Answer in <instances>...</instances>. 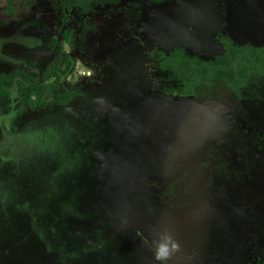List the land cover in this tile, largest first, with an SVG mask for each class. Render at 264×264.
Returning <instances> with one entry per match:
<instances>
[{
    "label": "rangeland",
    "instance_id": "1",
    "mask_svg": "<svg viewBox=\"0 0 264 264\" xmlns=\"http://www.w3.org/2000/svg\"><path fill=\"white\" fill-rule=\"evenodd\" d=\"M61 15L58 0H0V73L41 79L70 26L61 87L78 91L60 106L0 96V264H160L150 243L163 229L179 244L167 264H264V77L166 93L154 54L264 45V0H104Z\"/></svg>",
    "mask_w": 264,
    "mask_h": 264
},
{
    "label": "trees",
    "instance_id": "2",
    "mask_svg": "<svg viewBox=\"0 0 264 264\" xmlns=\"http://www.w3.org/2000/svg\"><path fill=\"white\" fill-rule=\"evenodd\" d=\"M101 1L104 0H58L61 19L66 22L72 9L89 12L95 3ZM71 35L72 29L68 26L60 29L59 37H51L49 49L55 52V62L43 73L41 79L20 68L9 75L0 73V96H8L10 88L16 87L29 106H60L70 103L78 91L75 87L63 89L61 79L71 73L74 62L71 56L63 52L60 41L70 43ZM154 54L157 68L171 81L164 88L166 93L200 94L212 89L215 82L236 90L245 88L248 82L256 83L261 76L264 77V45L240 46L224 39L223 52L210 59L190 55L182 46L167 53L156 51ZM61 63H64L63 68L58 66Z\"/></svg>",
    "mask_w": 264,
    "mask_h": 264
},
{
    "label": "clouds",
    "instance_id": "3",
    "mask_svg": "<svg viewBox=\"0 0 264 264\" xmlns=\"http://www.w3.org/2000/svg\"><path fill=\"white\" fill-rule=\"evenodd\" d=\"M153 252V259L160 264H167L170 256L179 250V244L172 233L163 229L156 233V237L150 243Z\"/></svg>",
    "mask_w": 264,
    "mask_h": 264
},
{
    "label": "flooded vegetation",
    "instance_id": "4",
    "mask_svg": "<svg viewBox=\"0 0 264 264\" xmlns=\"http://www.w3.org/2000/svg\"><path fill=\"white\" fill-rule=\"evenodd\" d=\"M262 46V45H261Z\"/></svg>",
    "mask_w": 264,
    "mask_h": 264
}]
</instances>
